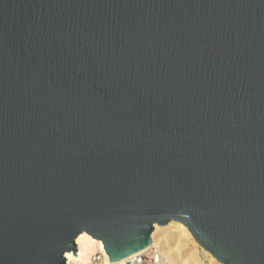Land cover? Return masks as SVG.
<instances>
[{
    "label": "water",
    "instance_id": "1",
    "mask_svg": "<svg viewBox=\"0 0 264 264\" xmlns=\"http://www.w3.org/2000/svg\"><path fill=\"white\" fill-rule=\"evenodd\" d=\"M172 219L264 264V0H0V264Z\"/></svg>",
    "mask_w": 264,
    "mask_h": 264
},
{
    "label": "bare ground",
    "instance_id": "2",
    "mask_svg": "<svg viewBox=\"0 0 264 264\" xmlns=\"http://www.w3.org/2000/svg\"><path fill=\"white\" fill-rule=\"evenodd\" d=\"M152 237L153 240L150 245H158L162 252L163 259L161 264H226L203 247L188 228V225L182 221L172 219L164 225L156 223ZM76 242L78 245V257L82 260H86L99 246L104 247L103 240L94 238L87 231L81 232L76 237ZM200 250L204 252L208 261L202 258ZM66 253L67 257L75 255L72 251H67ZM123 259L125 257L120 260ZM108 262V258H106L100 264H108Z\"/></svg>",
    "mask_w": 264,
    "mask_h": 264
},
{
    "label": "built area",
    "instance_id": "3",
    "mask_svg": "<svg viewBox=\"0 0 264 264\" xmlns=\"http://www.w3.org/2000/svg\"><path fill=\"white\" fill-rule=\"evenodd\" d=\"M72 253H74L72 251ZM67 257V253H65ZM108 258V264H161L163 255L160 247L156 244L150 245L146 249L139 250L125 257L123 260L112 261L106 252V249L99 246L86 260H82L77 255L67 257V264H100Z\"/></svg>",
    "mask_w": 264,
    "mask_h": 264
},
{
    "label": "rangeland",
    "instance_id": "4",
    "mask_svg": "<svg viewBox=\"0 0 264 264\" xmlns=\"http://www.w3.org/2000/svg\"><path fill=\"white\" fill-rule=\"evenodd\" d=\"M200 254H201V256H202V258H203L204 260L206 259L205 261H208V259H207V257H205V254H204L203 251L200 250ZM202 254H203V255H202Z\"/></svg>",
    "mask_w": 264,
    "mask_h": 264
}]
</instances>
